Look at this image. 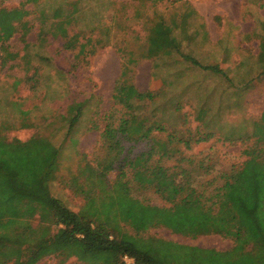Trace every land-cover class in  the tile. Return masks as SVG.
<instances>
[{"label":"rangeland","instance_id":"obj_1","mask_svg":"<svg viewBox=\"0 0 264 264\" xmlns=\"http://www.w3.org/2000/svg\"><path fill=\"white\" fill-rule=\"evenodd\" d=\"M16 7H24L28 13L15 22L14 35L0 43V123L9 126L0 127V140L26 142L42 137L55 144L59 156L46 176L47 185L68 207L79 211L89 196L100 191L96 177L82 169L87 162L97 165L109 156L101 137L104 115L114 107V87L126 56L138 58L133 65L136 86L156 95L142 110L148 116L155 111L167 121L169 130L154 132L153 137L167 140L174 130L185 138L213 133L207 141L195 143L193 138L190 149L175 142L182 154L214 164L212 172L198 173V181H207L245 160L244 150L255 139L226 137L233 131H237L235 135L252 133L253 122L264 112V0H39L36 4L0 0V8ZM69 15V35L78 33L79 43L92 39L85 54H78L79 43L75 49L64 47L59 24ZM162 21L171 28L175 46L169 48V54L161 49L152 58H140L152 47L154 27ZM92 49L94 53H90ZM182 53L221 71L203 69ZM170 99L180 106L179 111L166 102ZM83 101L87 106L70 129L65 119L70 115L68 107ZM13 102L21 105L26 116H19ZM147 148L148 143L142 142L135 152ZM40 167L45 175L49 165L45 162ZM116 172L109 174L111 181ZM12 174L17 171L0 163L3 186L10 183ZM126 179L134 197L155 205L168 204L152 186H140L131 173ZM33 204L36 211L30 215L27 205L34 210ZM43 209V204L25 198L14 216L18 220L0 229L5 235V252L12 259L9 264L19 256L32 229L51 221V214ZM5 217L11 218L9 214ZM121 226L134 233L127 223L121 222ZM142 234L218 250L234 246L233 239L225 235L192 237L165 226ZM37 264L86 263L76 256L64 260L51 255Z\"/></svg>","mask_w":264,"mask_h":264},{"label":"trees","instance_id":"obj_2","mask_svg":"<svg viewBox=\"0 0 264 264\" xmlns=\"http://www.w3.org/2000/svg\"><path fill=\"white\" fill-rule=\"evenodd\" d=\"M27 13L24 7L0 8V43L14 35L18 29L15 22L21 21ZM71 22L72 16L69 15L59 24L67 49L77 48L80 42L78 33L69 35ZM170 31L166 23L159 22L154 27L152 47L140 58H152L161 49L169 54V48L176 43ZM90 40L79 43L78 54L86 53L88 44L92 45ZM261 49L264 53V43H261ZM94 52L92 49L90 53ZM183 56L203 69L221 71L216 65H202L191 55ZM137 61L138 58L132 56L123 59L112 96L114 107L104 115L105 126L101 135L109 156L98 161L97 165L87 162L82 169V173L96 177L100 191L98 195L94 192L89 196L79 211L71 209L49 191L46 176L53 170L59 156L55 144L42 137L26 142L0 140V163L17 171L12 174L8 185L0 183V229L18 220L14 216L21 211L25 198L43 204V210L51 214L49 223L32 229L29 240L22 245L13 264H37L51 255L63 256L64 260L76 256L86 264H127L123 260L125 255L133 257L135 264H264V112L253 122L252 133L235 135L237 131H233L226 137L227 140L255 139L244 150L245 160L207 181H198V173L201 176L202 172H212L214 164L182 154L175 142L190 149L193 138L199 143L207 141L213 133L199 132L197 136L185 138L174 130L168 134L167 140L153 137L154 132L169 129L163 115L153 111L148 116L142 110L147 102L156 99V95L136 86L133 65ZM172 99L166 101L171 106L174 105ZM85 106L87 101L69 105L70 115L65 119L70 129L80 119ZM13 108L19 116H26L20 104L16 106L13 102ZM172 108L173 111L181 109L179 105ZM202 118L197 115V119ZM4 125L0 123V127H9ZM142 142L148 143V148L135 152ZM156 155L159 157L155 160ZM170 160L175 164H166ZM45 162L49 167L44 175L40 164ZM113 171L117 172L111 181L109 174ZM129 173L140 186H152L168 204L155 205L134 197L130 181L126 179ZM34 206L33 210L27 205L30 215L36 211ZM8 214L10 219L5 217ZM121 222L127 223L134 233L124 229ZM157 226L192 237L225 235L233 239L234 246L218 250L142 234ZM4 238L5 235L0 234V264H9L12 259L5 252Z\"/></svg>","mask_w":264,"mask_h":264},{"label":"built area","instance_id":"obj_3","mask_svg":"<svg viewBox=\"0 0 264 264\" xmlns=\"http://www.w3.org/2000/svg\"><path fill=\"white\" fill-rule=\"evenodd\" d=\"M123 260L127 264H135V259L133 257H130L129 255H125L123 257Z\"/></svg>","mask_w":264,"mask_h":264}]
</instances>
